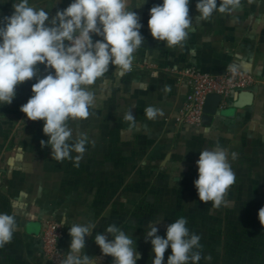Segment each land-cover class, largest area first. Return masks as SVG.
Segmentation results:
<instances>
[{
  "label": "crops",
  "instance_id": "obj_1",
  "mask_svg": "<svg viewBox=\"0 0 264 264\" xmlns=\"http://www.w3.org/2000/svg\"><path fill=\"white\" fill-rule=\"evenodd\" d=\"M162 3L146 0L131 9L140 17L145 38L133 71L116 78L112 74L115 67L110 66L109 90L94 88L99 99L89 118L70 122L74 139L80 133L88 137L81 158L77 160L79 154L73 152L70 160L53 159L50 146H41L42 140L49 139L43 133L44 121L29 120L22 111L17 123L27 118L29 125L2 136L10 147L1 151L0 213L15 215L18 226L12 242L0 248V264H47L40 254L38 235L49 218L65 223L62 245L66 252L71 243L69 228L94 224L82 254L98 262L102 252L94 238L115 221L118 182H148V172L153 173L149 182H156L164 167L177 171L180 157L196 149L197 134L204 128L210 129L207 140L235 130V136L264 142V0H242L241 10L214 13L210 21L195 20L197 0H189L194 30L182 48H169L151 36L149 9ZM232 66L253 73L256 86L234 94L226 107L218 109L211 125L179 126L175 117L190 91L184 70L195 67L221 74ZM148 106L162 109L164 116L148 120L144 116ZM129 109L136 119L132 127L123 119ZM119 197L123 201L124 196Z\"/></svg>",
  "mask_w": 264,
  "mask_h": 264
},
{
  "label": "clouds",
  "instance_id": "obj_2",
  "mask_svg": "<svg viewBox=\"0 0 264 264\" xmlns=\"http://www.w3.org/2000/svg\"><path fill=\"white\" fill-rule=\"evenodd\" d=\"M145 3L146 0H72L50 17L43 7L18 0L12 4V14L0 18V104L10 105L17 87L36 79L32 95L20 110L29 120L44 121L43 133L49 139L42 140L41 146H50L51 157L56 161L72 159L73 152L79 154L78 160L85 153L88 137L80 133L74 139L70 122L89 118L99 99L93 89L109 90L110 66L115 67L112 74L116 78L133 71L136 53L145 38L140 32V17L131 9ZM242 7V0H197L199 14L195 20L210 21L214 13L232 14ZM189 12V0H163L162 4L153 5L148 20L151 36L169 48H182L194 30ZM94 35L102 39L94 40ZM40 65L47 72L42 77ZM156 76L158 73H153ZM144 116L156 121L164 116V111L148 106ZM123 119L129 127L136 123L131 109ZM202 131L206 137L210 133L209 128ZM237 156L219 144L201 150L196 161L198 178L194 180L200 201L211 202L213 209L231 206L227 196L236 174L230 159L234 161ZM180 168L182 171V165ZM179 179L180 174L176 183ZM258 219L264 225V207L260 208ZM159 221L149 223L145 235L155 254L152 264H164L168 248L171 254L167 264H199L201 236L190 232L186 218L168 224L166 237L158 235L155 225ZM17 226L15 215L0 213V248L12 242ZM94 228L91 223L69 228L71 243L62 264H94L89 255L82 254L85 237ZM94 239L103 255L113 257V264H136L141 258L133 247V239L115 224Z\"/></svg>",
  "mask_w": 264,
  "mask_h": 264
},
{
  "label": "rangeland",
  "instance_id": "obj_3",
  "mask_svg": "<svg viewBox=\"0 0 264 264\" xmlns=\"http://www.w3.org/2000/svg\"><path fill=\"white\" fill-rule=\"evenodd\" d=\"M16 2L18 0H0V18L10 16L13 12L12 4ZM29 3L43 7L51 17L57 10L66 8L70 2L65 0L60 4L58 0H29ZM39 74L41 77L47 74L44 65L39 66ZM34 83L36 79L25 82V85L31 90ZM19 88L20 85L17 89ZM13 100L10 105L0 104L1 161L2 147L10 144L2 136L12 127V131L21 128L17 121L14 124L9 121L17 113V105L22 101L17 98ZM234 132L235 130L225 132L217 140H207L208 136L197 134L196 144L199 145L196 149L182 154L177 171L164 167L157 173L156 182H149L153 176L151 172L146 175L148 182H118L120 185L115 188L113 208L116 218L113 224L122 227L121 230L129 236L136 235L140 239L141 248L138 252L141 258L136 264H152L155 256L150 239L147 242L145 240L149 223L160 220L155 225L158 227V235L166 237L167 225L180 217L186 218L190 232L201 236L202 247L199 251L202 258L199 264H264V225L258 219V212L264 207V154L261 152L264 150V142H255L245 136L240 138ZM203 139L207 143L204 144ZM217 144L226 148L229 153L236 152L238 156L234 161L230 159L236 174V182L227 196L231 206L213 209L211 202L206 204L199 200L194 180L198 178L196 161L201 150L213 148ZM179 174L180 179L176 183ZM120 194L124 196L123 201H120ZM128 198L131 201H127ZM137 243L135 240L133 246ZM40 254L50 264L41 251ZM170 254L171 248H168L164 264H167ZM104 263L113 264V257L101 254L95 264Z\"/></svg>",
  "mask_w": 264,
  "mask_h": 264
},
{
  "label": "built area",
  "instance_id": "obj_4",
  "mask_svg": "<svg viewBox=\"0 0 264 264\" xmlns=\"http://www.w3.org/2000/svg\"><path fill=\"white\" fill-rule=\"evenodd\" d=\"M234 69V71H233ZM187 77L190 91L185 103L179 109L175 121L179 126L202 127L206 98L211 93L221 96L219 108L226 107L234 94L249 90L256 86L257 77L248 71L236 66L226 72L213 74L201 71L195 67L186 68L183 72ZM65 223L56 218L44 221L38 235L40 251L50 264H62L66 257L62 240L65 236Z\"/></svg>",
  "mask_w": 264,
  "mask_h": 264
},
{
  "label": "trees",
  "instance_id": "obj_5",
  "mask_svg": "<svg viewBox=\"0 0 264 264\" xmlns=\"http://www.w3.org/2000/svg\"><path fill=\"white\" fill-rule=\"evenodd\" d=\"M30 91L31 90L29 89V87H27L25 85V83L20 84V88L16 90V95L17 96L15 98H17L18 100H22V101H20L19 104H18L20 106L17 105V108L19 107L18 110H17V113L14 116H12V118H10L9 121L11 123L12 122H13V124H14V122L16 123L18 117H20V114H21V110H20L21 105L25 104L28 101V99L30 98V96L32 95V92H30ZM9 109H7V110H9ZM10 111H11V109H10ZM28 125H29V121H28L27 118H25V120L22 123H20V126L19 127H21V128L20 129H16L17 130L16 132L18 133V132L22 131ZM12 128H10V130H8L7 132H5V134L8 135L12 131ZM16 135L20 136L19 134H16ZM16 138H17V136H16ZM8 147H10V145ZM130 238L133 239V241L136 240L138 242L137 245H135L133 247H136V250L139 251L140 248H141V241H140V239L139 238H136V236H130Z\"/></svg>",
  "mask_w": 264,
  "mask_h": 264
},
{
  "label": "water",
  "instance_id": "obj_6",
  "mask_svg": "<svg viewBox=\"0 0 264 264\" xmlns=\"http://www.w3.org/2000/svg\"><path fill=\"white\" fill-rule=\"evenodd\" d=\"M220 101H221V96L217 93H211L207 96L204 106V116H203L204 126H209L212 124L214 116L218 111Z\"/></svg>",
  "mask_w": 264,
  "mask_h": 264
}]
</instances>
